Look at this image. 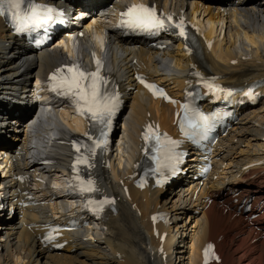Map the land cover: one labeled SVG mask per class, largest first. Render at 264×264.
Masks as SVG:
<instances>
[{
  "label": "bare ground",
  "instance_id": "bare-ground-1",
  "mask_svg": "<svg viewBox=\"0 0 264 264\" xmlns=\"http://www.w3.org/2000/svg\"><path fill=\"white\" fill-rule=\"evenodd\" d=\"M151 1L159 4L162 0ZM163 1L183 14L193 15L195 23L203 25L205 20H212L205 38L198 34V56L188 54L185 42L178 36L157 41L138 39L115 23L104 22L111 17L106 12L123 7L129 0H115L113 7L101 0L87 1L97 14L86 26L96 21L104 32L98 40L108 41L111 47L109 53L102 49L96 52L99 58L104 53L107 57L112 55L113 66L108 69L125 99L127 117L119 127L120 142L114 133L108 160L97 159L94 169L100 186L115 195L118 212L109 213L96 228L85 227L88 217L82 212L80 227L74 232L63 231L59 239L66 241L63 247H53L58 241H41L54 228L51 224L67 223V216L80 211L73 197L66 194L62 176L66 174L64 165H70L73 159L67 142L80 132L78 120L66 104L59 100L48 102L55 105L41 108L36 119L26 124L25 131H33L41 140L31 144L28 138L25 142L32 156L50 160L46 170L51 177L47 183L50 191L45 194L50 196V203L40 210L39 238L33 239L37 241L34 245L30 243L31 235L24 231L17 245L0 237V264H202L201 252L209 241L217 244L221 257V261L210 264H264V0ZM245 1L251 4H244ZM257 3L261 11H256ZM233 4L237 6L231 7ZM223 5L227 7L222 8ZM82 33L78 42L83 52L91 46L88 37L92 48L98 47L88 32ZM68 40L59 37L50 46L34 49L28 41L15 36L0 17V109L19 113L25 122L34 106L37 78L49 75L67 59L66 50L60 46ZM69 44L74 46L75 42L71 40ZM197 72L202 77L212 74L223 83L238 86L262 83L257 87L260 98L251 104L242 95L246 106L240 109L238 122L211 146L208 156L200 151L192 153L185 173L170 186L157 188L145 181L146 188L141 189L142 176L134 175L144 155L139 136L148 125L158 123L162 130L176 133L174 117L182 109L187 90L196 82ZM139 75L163 85L176 101L153 99L143 90ZM24 86L33 89L27 97L22 94ZM14 121L11 118L9 123ZM56 121L61 126H50ZM6 123L0 118L1 126H8ZM3 132L1 141L8 137V131ZM247 134L253 135L257 144L243 149ZM46 139L50 143L45 146ZM206 163L213 169L200 176L196 166ZM42 171L37 169L39 176ZM164 235L166 239L162 241ZM176 253L178 263L173 260Z\"/></svg>",
  "mask_w": 264,
  "mask_h": 264
},
{
  "label": "snow or ice",
  "instance_id": "snow-or-ice-1",
  "mask_svg": "<svg viewBox=\"0 0 264 264\" xmlns=\"http://www.w3.org/2000/svg\"><path fill=\"white\" fill-rule=\"evenodd\" d=\"M59 15L58 9L44 3L43 0H0V17H9L16 31L20 33L41 28L46 30L48 26L56 22ZM120 26L150 34H158L160 31L174 28L179 30V35L187 37L183 17L176 20L172 15L158 13L154 6L142 3H133L128 6L127 10L121 14ZM96 64L95 72H85L79 65L66 66V69L65 67L58 68L51 75L49 81L51 90L69 98L76 106L77 113L88 118L91 128L95 129V135L85 133L88 140L91 141L90 144L76 145V152L80 153L76 158V163L85 164L89 168L94 166L89 161L91 157H95L97 150H106L108 132L111 130L112 120L120 106L119 93L115 90L109 92L108 80L100 75L102 64L98 59ZM194 75L200 77V81L209 92L216 94L225 92L214 81L205 80L200 73L197 72ZM141 82L144 81L141 80ZM145 86L154 91H162L158 90L154 84H145ZM244 94L251 98L253 91L249 89ZM227 95L231 96L232 92L227 91ZM225 115L228 114L225 113ZM215 118H219L218 113L210 117L186 103L183 105V118L180 121V127L186 137L195 141L198 135H206ZM143 139L151 146L150 160L154 166L150 165L149 170L153 174L159 175L160 179L157 180V184H162L165 172L175 174L176 165L181 162L183 153L176 151L180 142L171 139L166 133H160L158 126L154 127L153 125L147 126ZM81 147L84 149L83 153H81ZM148 152L149 148H146V156ZM77 179L81 193L99 191L94 180H84L79 177ZM88 203L90 206L94 205L93 211L99 213L103 211L104 205L111 201L105 198L101 201L89 200ZM211 249L212 246L209 245L205 250L206 264Z\"/></svg>",
  "mask_w": 264,
  "mask_h": 264
},
{
  "label": "rangeland",
  "instance_id": "rangeland-1",
  "mask_svg": "<svg viewBox=\"0 0 264 264\" xmlns=\"http://www.w3.org/2000/svg\"><path fill=\"white\" fill-rule=\"evenodd\" d=\"M248 3H250V2H248ZM263 114V113H262ZM252 139V140H251ZM248 140H251V142H249ZM248 142V143H247ZM253 144L254 145H256L257 144V142L254 140V137H253V135H251V134H247V138H246V142H244L243 144H242V148L243 149H247V147L250 145V146H253ZM253 147H255V146H253ZM241 148V149H242ZM165 196V198H167V196H169V194H165L164 195ZM176 263H178L179 262V255L176 253L175 255H174V259H173Z\"/></svg>",
  "mask_w": 264,
  "mask_h": 264
}]
</instances>
